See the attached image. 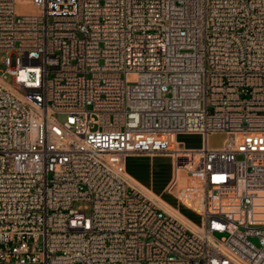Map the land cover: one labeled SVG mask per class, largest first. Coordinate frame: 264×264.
Wrapping results in <instances>:
<instances>
[{
  "label": "built area",
  "instance_id": "obj_1",
  "mask_svg": "<svg viewBox=\"0 0 264 264\" xmlns=\"http://www.w3.org/2000/svg\"><path fill=\"white\" fill-rule=\"evenodd\" d=\"M0 54V264H264V0H0Z\"/></svg>",
  "mask_w": 264,
  "mask_h": 264
},
{
  "label": "rangeland",
  "instance_id": "obj_2",
  "mask_svg": "<svg viewBox=\"0 0 264 264\" xmlns=\"http://www.w3.org/2000/svg\"><path fill=\"white\" fill-rule=\"evenodd\" d=\"M2 54H0L1 58ZM5 65L0 64V70L4 69ZM11 81L10 78L7 79ZM61 119L64 116H60ZM228 134L225 131H216L208 135L207 144L209 148H220L225 144ZM178 141L183 143L188 148H200L203 145V137L200 134L185 133L178 136ZM188 165H195L198 157L192 156L188 158ZM128 168L131 173L138 177L145 185L151 187L156 193H161L163 188L172 176L173 159L168 154L150 155H129L127 157ZM195 182L197 177L189 175L186 172L182 173V182ZM177 189L172 193H163L162 198L174 206H178L176 198ZM181 207V212L193 223L200 225L202 223L201 215L191 211L184 206ZM223 234L217 233L216 237L220 238ZM257 243V239H253Z\"/></svg>",
  "mask_w": 264,
  "mask_h": 264
},
{
  "label": "crops",
  "instance_id": "obj_3",
  "mask_svg": "<svg viewBox=\"0 0 264 264\" xmlns=\"http://www.w3.org/2000/svg\"><path fill=\"white\" fill-rule=\"evenodd\" d=\"M192 156H195V157H198L197 155H195V154H181L180 155V157H179V159H180V164H181V166H182V169H185L186 167H188V166H192V167H194V165H188L187 163H188V158L189 157H192ZM198 160H200L199 159V157H198ZM199 161H197L196 162V164L198 163ZM195 164V165H196ZM126 168H127V172L129 173V175L136 181V182H138L139 184H141L142 186H144V187H146V188H148L152 193H154L155 195H157L158 197L160 196L161 197V199L168 205V206H170V207H174V208H177V207H179V209H180V212H181V207L180 206H183V205H180V204H178V206L176 207V206H174V205H172V204H170L169 202H167L166 200H164L163 198H162V194L165 192V193H169V192H167L166 191V187H167V185H168V183L170 182V180H171V178L169 179V181L167 182V184L165 185V187L163 188V191L161 192V193H156L151 187H149V186H147V185H145L138 177H136L133 173H131L130 171H129V168H128V163H127V159H126ZM172 177V176H171ZM181 180H182V177H181ZM170 194V193H169ZM159 197V198H160ZM185 207V206H184ZM173 208V209H174ZM186 208V207H185ZM176 210V209H175ZM179 212V211H178ZM179 212V213H180ZM182 213V212H181ZM180 213V214H181Z\"/></svg>",
  "mask_w": 264,
  "mask_h": 264
},
{
  "label": "bare ground",
  "instance_id": "obj_4",
  "mask_svg": "<svg viewBox=\"0 0 264 264\" xmlns=\"http://www.w3.org/2000/svg\"><path fill=\"white\" fill-rule=\"evenodd\" d=\"M133 179V178H132ZM134 180V179H133ZM135 181V180H134ZM136 182V181H135ZM137 184H139L138 182H136ZM144 190H146L147 192H150V194H153L154 196H156L157 198H159L157 195H155L154 193H152L148 188L142 186L141 184H139ZM163 201V200H162ZM164 202V201H163ZM165 203V202H164ZM166 204V203H165ZM166 208L167 210H169L170 212H172L174 215H179L182 216L177 210L173 209L172 207L168 206L166 204Z\"/></svg>",
  "mask_w": 264,
  "mask_h": 264
}]
</instances>
